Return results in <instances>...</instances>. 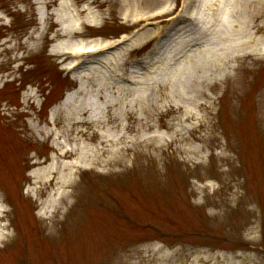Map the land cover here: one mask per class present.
<instances>
[{
    "label": "rangeland",
    "instance_id": "374dc122",
    "mask_svg": "<svg viewBox=\"0 0 264 264\" xmlns=\"http://www.w3.org/2000/svg\"><path fill=\"white\" fill-rule=\"evenodd\" d=\"M204 1L0 0V264H264V29L257 45L232 51L237 60L207 91L205 110L160 86L157 102L126 109L129 121L114 108V167L82 164L68 189L74 195L58 209L27 192V157L50 152L28 122L41 126L78 89L72 76L89 94L107 79L130 98L131 79L145 72L141 60L164 78L155 45L164 53L179 43L166 66L174 69L207 36L215 5L230 22L264 24V0H239L235 17L229 1ZM83 5L92 26L77 12ZM76 40L111 47L76 58ZM32 94L38 105L24 100ZM120 123L128 125L122 137Z\"/></svg>",
    "mask_w": 264,
    "mask_h": 264
},
{
    "label": "bare ground",
    "instance_id": "6f19581e",
    "mask_svg": "<svg viewBox=\"0 0 264 264\" xmlns=\"http://www.w3.org/2000/svg\"><path fill=\"white\" fill-rule=\"evenodd\" d=\"M228 1L229 12H233L234 17L236 14L241 15L243 9L241 10L238 6L239 0ZM204 2V0H193L194 6L198 4V7H203ZM163 7L164 11L171 9L169 3ZM212 10H214L213 22L207 18L203 23L204 25L207 24V36L198 37L199 39L197 38L194 43L195 49L186 55L182 62L177 63L174 69L169 70L166 66L169 61H175L173 57H175L179 43L177 47L173 46L164 53L160 52L162 44L155 45L154 59L165 67L164 78L151 76L150 66H144L149 62L148 57H144L141 60V67L145 72L141 80L131 79L130 82L135 87L132 89L131 97L127 98L123 96L121 88H116L114 91V85H110L107 79H102L100 82L94 81L95 93L89 94L85 92L84 81L72 76L78 82V89L53 106L47 120L41 126L33 120H29L28 126L33 135L40 137L43 142L49 141L50 145L48 158L38 160L33 156L27 157V161H30L27 166L31 168L28 176L32 185L27 192L36 198L42 195L46 196L42 203L44 209H58L64 200L74 195V192L71 191V193L68 189L70 187L72 190L74 189L72 186L73 178L82 164L114 167L115 107L117 110L123 111L124 117L129 121L133 114L132 110L126 109H132L133 106L144 108L147 104L151 105L157 102L153 92L160 86L166 87L167 97L170 94L175 95L184 103L193 106L194 109L201 107L205 110L208 107L211 98L207 91L211 90L221 77L227 76L228 70L231 69L230 64L237 60L232 51L257 45L262 40L257 34H262L264 29V24L255 23L258 20L256 17H252L251 23L245 25L241 20L230 22L228 20L229 15L225 17L226 12L221 5H215ZM77 12L79 15H84L81 17L83 18L82 22L92 26L89 16L92 14L91 7L83 5ZM193 13H187L183 9V15L197 21L198 15ZM135 16L132 17L136 18ZM56 21L59 23L58 19ZM60 34L71 36L75 33L66 28H61ZM110 44L101 40H94L89 43H81L76 40L75 43L73 42V49L69 53L78 58V56L90 53L89 48L93 50L107 49L111 47ZM51 53L59 52L53 48ZM80 95L82 98L76 100ZM262 96L264 97V91ZM24 100H30L32 105L39 104V100L33 94L24 96ZM263 108L264 104L259 106L260 110ZM94 113L96 116L93 118L92 114ZM184 114L188 115V112ZM126 126L128 125L126 124ZM118 127V133H120L118 136L122 137L124 124L120 123L117 125ZM93 141L95 145L91 147ZM1 167L4 169L3 166ZM7 168L9 169L8 164ZM3 212V207L0 204V219ZM65 218L62 222H67V218ZM0 227L4 226L0 224Z\"/></svg>",
    "mask_w": 264,
    "mask_h": 264
}]
</instances>
